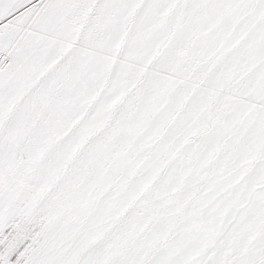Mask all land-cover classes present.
<instances>
[{
	"label": "snow or ice",
	"instance_id": "obj_1",
	"mask_svg": "<svg viewBox=\"0 0 264 264\" xmlns=\"http://www.w3.org/2000/svg\"><path fill=\"white\" fill-rule=\"evenodd\" d=\"M0 264H264V0H0Z\"/></svg>",
	"mask_w": 264,
	"mask_h": 264
}]
</instances>
